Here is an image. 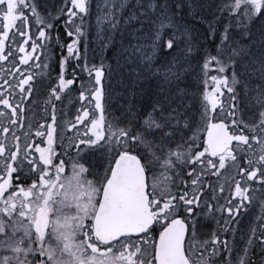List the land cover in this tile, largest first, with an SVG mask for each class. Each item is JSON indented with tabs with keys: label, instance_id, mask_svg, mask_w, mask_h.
I'll return each instance as SVG.
<instances>
[{
	"label": "snow or ice",
	"instance_id": "1",
	"mask_svg": "<svg viewBox=\"0 0 264 264\" xmlns=\"http://www.w3.org/2000/svg\"><path fill=\"white\" fill-rule=\"evenodd\" d=\"M128 3L105 0L97 24L114 30ZM132 6L139 26L113 67L111 35L98 64L87 48L82 60L91 0H60L68 42L52 76L60 35L46 0H0V264H264V201L242 246L232 223L264 195V0H188L214 55L194 42L181 5ZM126 68L154 85L143 112L129 103L114 123L112 78ZM42 86L44 122L26 124ZM95 151L103 159L91 170L77 162ZM217 216L219 234L203 233Z\"/></svg>",
	"mask_w": 264,
	"mask_h": 264
},
{
	"label": "rangeland",
	"instance_id": "2",
	"mask_svg": "<svg viewBox=\"0 0 264 264\" xmlns=\"http://www.w3.org/2000/svg\"><path fill=\"white\" fill-rule=\"evenodd\" d=\"M48 9L52 11L51 16L57 15L56 6L60 3V0H46ZM173 9L175 10V6L177 4L181 5V9L179 15L183 17V23L190 26L193 30V39L194 42L200 44L201 48L207 47V41H205V37L207 34V27L197 21L195 17L190 15V9L188 7V0H170ZM135 4V0H129L128 7H126L121 13H118L116 16V25L114 30L109 27V22L104 20L100 25L97 24V17L103 16L108 7L105 5V0H91V13L87 17L89 21V27L86 36L81 38L80 41V49L82 60L85 55V48H87V59L90 63L98 64L101 58V49L107 41V38L111 35L112 42L111 45L103 52V55L106 59V63L112 64L113 67L117 64L118 56L117 53L121 51L122 48L132 44L134 42L133 36L135 33V29L139 26L138 22L132 21L129 19V14L134 11L133 6ZM62 11V9H61ZM258 27V22L257 25ZM99 29V30H98ZM122 62L123 57H119ZM130 67V66H129ZM123 74V78L121 80V75L118 73H114L112 82H113V92H112V102H111V115L106 112V117L109 120H112L115 117V122L122 120L124 118L123 114L129 103L137 105L140 107L143 112L145 107L149 103L148 93L153 88L154 81H139L136 76L129 71L127 68L121 70ZM255 83H259V81H255ZM210 87V86H209ZM238 92L241 91V86H237L236 89ZM241 95H244L241 92ZM248 97L251 100V103L255 105L252 109L255 113L261 111L259 104L257 103V91L253 88L248 93ZM247 123V119L245 120ZM123 127V124L119 125ZM191 135V133H188ZM95 151L92 154L81 153V156L78 157L80 164H82L86 169L91 170L92 164L97 163V161H102L103 154L99 151V156ZM90 163L89 166L83 161ZM87 179H90L91 176H88L85 173ZM166 175V174H164ZM163 178V177H162ZM264 201V195L257 194V199L254 202H251L245 206V210L241 212L239 216V221L236 225V243L238 246H242L241 237L246 232L249 224L255 220V217L260 215L261 213V202ZM215 221L220 220V216L214 219ZM208 221V220H207ZM203 228L201 231L205 234L210 233L206 229V225L204 220L202 221ZM208 235H203L198 237V239H209ZM229 239H232L231 235ZM224 258L227 255L223 256Z\"/></svg>",
	"mask_w": 264,
	"mask_h": 264
},
{
	"label": "flooded vegetation",
	"instance_id": "3",
	"mask_svg": "<svg viewBox=\"0 0 264 264\" xmlns=\"http://www.w3.org/2000/svg\"><path fill=\"white\" fill-rule=\"evenodd\" d=\"M55 16L56 15L50 16V20L56 24L57 30L59 31V35H60V41H59V45L54 46L53 49L50 50L53 53V55L50 58V67L53 69V71L51 73L52 76H55V74H56L55 70H57V68H58V61L60 59L61 52H62L61 48L63 47L64 44H66L68 42V38H66L64 36V29L62 26L59 27V21L55 20ZM63 54L67 55L66 50L63 52ZM66 78H69V77L66 76ZM47 82H48V78L46 76L44 83L46 84ZM75 96H76V93L72 92L68 97L65 98V105L67 106V108L69 110L71 109V104L69 103V100H71L74 103L75 102V99H74ZM29 99L32 101V103H31V105L25 106L26 111H25L24 119H25L26 124H27V120L29 117H32L33 123H35L38 120L41 123H43L44 121H42L40 119V114L44 113L48 109L49 104L51 103V101H49V98L47 96V89L42 86L40 93L38 95H36L35 97H30ZM27 107H31L32 111L28 112ZM60 107H61V105L57 104V108H60ZM66 118H70V117H66ZM26 124H25V127H26ZM36 130H37L36 128H33V132H35ZM39 130L43 131V129H39ZM68 134L70 135L71 133L69 132ZM99 153H100L99 151L96 152L97 156H99ZM76 160H77V162H79L78 158H76ZM81 161H83V163L86 162L85 160H81ZM90 163L86 162L85 164H87L89 166ZM66 165H67V170L70 171L71 170V162L70 161L66 162ZM90 179H94V177L91 176ZM238 221H239V217L237 218V220H234L232 222L233 227L236 228ZM204 223L206 225L205 227L207 228L206 229L207 231H209L210 233L216 232L217 234H219V226L217 224V221H215L213 218L209 217V218L204 219ZM219 224L221 226L223 225V218L222 217H220ZM236 230H238V229H236ZM225 235L228 238L230 236V234H225ZM225 255H227V253H222V257Z\"/></svg>",
	"mask_w": 264,
	"mask_h": 264
},
{
	"label": "trees",
	"instance_id": "4",
	"mask_svg": "<svg viewBox=\"0 0 264 264\" xmlns=\"http://www.w3.org/2000/svg\"><path fill=\"white\" fill-rule=\"evenodd\" d=\"M207 48L212 52V54L214 55L215 52H214V44L210 41H207ZM210 74H216V73H210ZM211 87V85H209Z\"/></svg>",
	"mask_w": 264,
	"mask_h": 264
}]
</instances>
